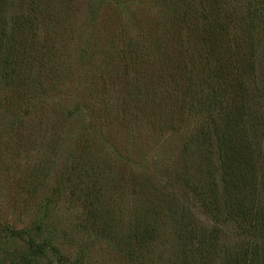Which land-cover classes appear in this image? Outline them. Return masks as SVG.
Returning a JSON list of instances; mask_svg holds the SVG:
<instances>
[{
    "label": "rangeland",
    "instance_id": "374dc122",
    "mask_svg": "<svg viewBox=\"0 0 264 264\" xmlns=\"http://www.w3.org/2000/svg\"><path fill=\"white\" fill-rule=\"evenodd\" d=\"M20 1L11 11L36 8L52 50L37 53L35 69L48 71L27 116L17 90L0 85V264H226L231 252L248 264L238 247L256 232L227 216L239 201L256 205L249 218L264 207V188L251 184L264 175V0L252 11L238 0L219 19L205 10L226 0H203L205 10L202 0ZM226 102L240 108L237 122L224 118ZM97 190L87 201L101 205L85 215L79 199ZM46 209L57 251L38 259L31 240ZM86 223L103 233L80 231ZM135 225L153 239L132 256Z\"/></svg>",
    "mask_w": 264,
    "mask_h": 264
},
{
    "label": "trees",
    "instance_id": "16d2710c",
    "mask_svg": "<svg viewBox=\"0 0 264 264\" xmlns=\"http://www.w3.org/2000/svg\"><path fill=\"white\" fill-rule=\"evenodd\" d=\"M34 1V0H31ZM212 1V0H211ZM22 2L21 7L22 10L24 8H27L25 0H21ZM238 0H226L225 2H220L221 4H225V8H221V10L216 11L210 10L208 8L204 7V2L202 0V7L205 10V16L207 15V18L210 16H214L213 18L219 19L222 17V15H226L225 12L227 8L233 11L236 8V3ZM235 3V4H234ZM255 3V0H249L248 4L250 6V10L252 11V7ZM14 2H10V0H0V85H3L5 87L13 88L16 89L20 97L22 98L21 104H20V110L25 113L27 116L28 112L30 109L33 107H36L38 105V100L33 101L32 99L30 102L24 107V104L26 103L27 100L32 98L31 96V91L32 89H37L40 86V82L44 81L43 78H46L45 74L48 71V69L45 71L35 69L34 64L38 62V57L37 53H48L50 52L49 49L50 47H47V44L45 42L40 43L39 41V33L40 29L42 28V25L46 23L45 17H41L39 11L36 10V8L29 6L30 9H25L27 11L26 14H17L13 11H11L12 8H14ZM229 4V5H227ZM253 14V12L250 13V16ZM54 16L50 17L49 20L53 21L51 23L53 26L54 25H59L58 23L62 21V18L57 20L58 18L62 16H57V14H53ZM56 15V16H55ZM231 18H233L234 14H229ZM64 23L70 22L69 19H65L63 21ZM224 32L228 31V26L225 24L224 27ZM46 41V40H44ZM36 42L38 44H36ZM52 50V49H51ZM42 60V59H41ZM43 61V60H42ZM50 61L46 62V66L50 67ZM43 64V62H42ZM49 64V65H48ZM237 84V87H242L243 83L240 81L235 82ZM32 86V88L30 87ZM35 98V97H34ZM223 111L224 113V118L228 120V122H237V115L240 114L239 109H234L236 105L226 102V106H223ZM232 112V114H231ZM80 113V107L76 106L74 109L70 110L68 114L70 116H74L76 114ZM93 131L91 130L90 133H88V136L92 133ZM93 134V133H92ZM94 136V134H93ZM249 163L247 161L246 155H243L240 160H238V163L236 164V169H237V174H238V179H241L242 176L245 177V171L244 169L249 168ZM229 170L225 174L229 178V175H232L233 180L232 182L238 180L237 178L234 177L233 172ZM264 173V172H263ZM251 176V175H250ZM225 178V177H224ZM226 182L228 180L224 179ZM257 179L251 180V184H254L255 187H262L264 188V175L261 177L259 184H256ZM188 182V179L186 180V183ZM235 183V182H234ZM197 188H193L192 191L195 195L201 196L202 193L198 191ZM108 191H104L106 193ZM187 192V191H185ZM191 192V190H190ZM189 193V192H188ZM191 194V193H190ZM103 195L101 193V190H97L96 194L93 196H90L89 194H86L85 197L83 198L84 200H80V207L83 209H87L88 213H85V215L89 214V211L91 208L97 204L101 205V201L97 200L95 203L88 202L87 200L89 198H99L98 196ZM204 194H202V200H204V203L206 205L207 199L203 197ZM104 197V196H103ZM263 197V196H261ZM102 198V197H101ZM204 198V199H203ZM253 200V204H254ZM210 202V201H209ZM103 203V201H102ZM240 205L238 207H235L234 205H231L227 216V222L232 223L235 222L238 224V228L242 229V232H249V236L251 234V231L253 230L256 232L254 235L257 241L253 242L249 248L247 247L246 243H243L241 245V248L238 247L240 252H243L244 255H248L249 262L248 264H264V207L263 209H260L259 214H255L253 218H249V214L253 215L254 212L252 211L253 207H249L252 202L250 201L248 203V206L243 209V204L238 202ZM247 204V203H246ZM103 206H98V208H102V213H105L106 211L108 214L111 213V207L110 205H105L103 203ZM105 206H107L105 208ZM258 206V204H257ZM119 207V206H118ZM208 208V207H207ZM210 208V207H209ZM92 211V210H91ZM93 212L94 214H98V209H94ZM48 210L46 209L45 211V218L43 221H40L36 225L37 229V237L32 238V243H31V251L32 255L35 256V258L40 259L39 257H43L46 254V250L49 247H52L55 252L57 251L52 238L47 234V218H48ZM118 214H122V205L121 208L119 207L118 209ZM100 216V214H99ZM142 215H136V222H141V221H147V220H142L141 218ZM248 216V218H246ZM258 223L259 226H254L252 223ZM240 224V225H239ZM250 225V229L249 226ZM252 225V226H251ZM83 229H80V231H87L88 229L91 231L90 234L94 233H103L104 229L100 225H94L89 228L88 223L85 224V226H82ZM5 229L11 237L16 235H22L24 234V230L22 231H11L8 227L3 228ZM2 230V228L0 229ZM150 241L147 242L145 240V234H144V229L141 228L139 225H135L134 228L130 231L129 235L127 236L126 239V246H128L129 250L133 252L132 256L134 254H141V252L144 249H148L150 246H152V237H150ZM56 245V243H55ZM57 249H58V244H57ZM228 252V251H227ZM236 252H231L227 253L228 255V260H226V264H246V261L241 259L237 261L236 259ZM139 258V257H136Z\"/></svg>",
    "mask_w": 264,
    "mask_h": 264
}]
</instances>
